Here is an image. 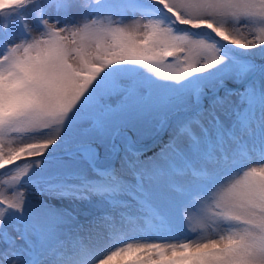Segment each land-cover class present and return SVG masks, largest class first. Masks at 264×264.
Wrapping results in <instances>:
<instances>
[{
  "label": "snow or ice",
  "instance_id": "snow-or-ice-1",
  "mask_svg": "<svg viewBox=\"0 0 264 264\" xmlns=\"http://www.w3.org/2000/svg\"><path fill=\"white\" fill-rule=\"evenodd\" d=\"M0 264H264V0H0Z\"/></svg>",
  "mask_w": 264,
  "mask_h": 264
},
{
  "label": "rangeland",
  "instance_id": "rangeland-1",
  "mask_svg": "<svg viewBox=\"0 0 264 264\" xmlns=\"http://www.w3.org/2000/svg\"><path fill=\"white\" fill-rule=\"evenodd\" d=\"M3 179H7V177H4ZM118 259V258H117Z\"/></svg>",
  "mask_w": 264,
  "mask_h": 264
}]
</instances>
